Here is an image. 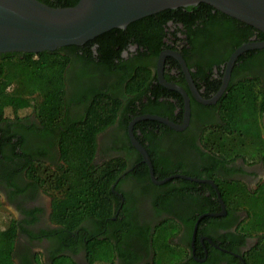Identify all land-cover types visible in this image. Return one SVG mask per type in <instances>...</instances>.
<instances>
[{
    "label": "flooded vegetation",
    "instance_id": "obj_1",
    "mask_svg": "<svg viewBox=\"0 0 264 264\" xmlns=\"http://www.w3.org/2000/svg\"><path fill=\"white\" fill-rule=\"evenodd\" d=\"M176 19L173 17L162 25L165 35L157 41L156 51L148 46L140 47L130 39L125 47L115 52L122 61L141 58L142 64L150 70L146 89L150 97L135 101L138 109L147 107L155 111L151 115H162L160 117L182 125L185 95L189 117L181 129L150 119L152 123L141 125L135 132L136 123L132 126L135 139L149 156L155 181L169 177L161 183L152 180L148 165L129 137L131 120L127 128L119 126L116 120L97 135L95 165L125 157L129 166L111 185L117 206L112 219H120L121 229L105 228L103 235L94 240L97 246L104 238L112 243V263L101 261L98 264H247L246 254L256 244L254 233L240 230L247 213L237 203L242 195L239 189L254 193L264 182V162L258 157L248 159L244 154L232 160L221 158L202 141L213 123L222 122L218 101L234 85L250 80L256 90L262 91H258V99L264 96V48L242 52L229 72L226 71L235 49L244 43L261 40V35L257 31L247 35L245 28L227 32L223 26L205 25L197 18L185 24L175 22ZM171 53L180 56L186 71ZM102 80L107 82V76ZM224 83L222 94L213 103H201L193 94L195 90L204 99L212 98ZM153 92L159 94L157 98L151 96ZM258 122L259 126H264V117ZM30 123L40 127L33 114L25 120L0 121V137L10 135L14 142L22 141L14 152L19 156L23 148H27L32 154L29 157L40 153L38 158L43 163L58 164L56 143L46 144L45 138H37L34 130H28ZM260 136L264 137L263 129H260ZM43 142L45 151L39 152ZM128 145L130 151L125 149ZM3 149L0 153L8 154ZM138 163L147 169L148 180L127 176ZM164 174L165 177L159 178ZM13 179L9 183L0 175L1 200L4 206L11 208L17 223L13 264H50L54 254L68 257L74 264H90L91 258L84 247L88 242L86 234L83 244L77 239L76 245L70 247L65 240L62 243L65 246H61L52 237V231L60 226L50 220L51 196L33 179L27 178L24 170ZM90 224V220L83 221L82 226L89 228Z\"/></svg>",
    "mask_w": 264,
    "mask_h": 264
},
{
    "label": "trees",
    "instance_id": "obj_2",
    "mask_svg": "<svg viewBox=\"0 0 264 264\" xmlns=\"http://www.w3.org/2000/svg\"><path fill=\"white\" fill-rule=\"evenodd\" d=\"M39 1L55 7L73 6L78 2ZM173 17L177 18L175 22L183 24L188 21L193 23L197 18L205 25L223 26L227 32L245 28L247 35L257 31L261 40L264 39V33L252 26L208 4L199 3L186 8L162 10L129 23L124 29L108 30L81 45H66L36 54L0 53V121L25 120L33 114L40 127L30 123L28 130H34L39 139L45 138L46 144L54 141L59 154V162L52 168L38 158L40 153L29 157L32 154L27 148H23L21 156L15 154L22 141L14 142L10 135L1 136L0 152L4 145L3 151L9 155L0 153V175L11 183L14 175L24 170L27 178L33 179L47 192L51 196L50 220L60 226L52 231V237L63 247L65 240L68 246L74 247L77 239L83 244V235L86 234L88 242L84 247L91 258L90 264L96 261L112 263V243L104 238L97 246L94 240L103 235L105 228L121 229L120 219H112L117 206L111 185L129 167L125 157L95 165L97 135L116 120H119V126L127 128L128 122L136 115L155 114L147 107L138 109L135 102L150 97L146 92L150 70L142 64L141 58L122 61L115 52L125 47L130 39L138 42L140 47L144 45L156 51L157 41L165 35L162 25ZM105 76L109 82L102 80ZM258 91L254 82L246 80L220 97L217 108L222 122L213 123L211 130L205 132L202 141L205 147L221 158L232 160L244 154L248 159L258 157L264 162V137L260 136V129L264 130V126H259L258 122L264 117V96L258 99ZM153 94L151 96L155 98L159 95ZM150 123L149 120L136 122L133 132ZM251 125L252 134L249 131ZM141 141L144 142V139ZM251 145L255 146L254 153L250 152ZM44 146L43 142L38 151H45ZM125 147L126 151L130 149L129 145ZM147 150L151 153L149 147ZM70 163L81 166L80 172L69 170L74 178H69L64 171ZM141 165L138 163L132 167L134 169L127 176L135 175L140 181L148 180L147 169ZM165 176L159 175V178ZM239 190L242 199L237 204L247 213V220L240 230L256 235V244L246 254L245 260L247 264H264V182L254 193ZM89 220V228L82 226L83 221ZM0 224V264H13L17 223L12 218ZM50 264L74 263L68 257L54 254Z\"/></svg>",
    "mask_w": 264,
    "mask_h": 264
},
{
    "label": "water",
    "instance_id": "obj_3",
    "mask_svg": "<svg viewBox=\"0 0 264 264\" xmlns=\"http://www.w3.org/2000/svg\"><path fill=\"white\" fill-rule=\"evenodd\" d=\"M199 3L210 5L215 10L252 26L264 33V0H78L73 6L55 7L39 0H0V53H39L54 51L66 45H81L113 28H125L129 23L165 9L195 6ZM264 48V39L240 45L231 55L226 71L229 72L234 60L249 49ZM176 57L186 71L180 56ZM165 53L161 54L159 65ZM161 68L158 70L160 71ZM161 79V77H160ZM225 83L209 99L202 98L195 90V98L204 104L215 102L222 94ZM183 124H175L166 118L143 114L129 123V137L148 165L153 181V169L146 150L132 133L134 123L142 120H158L174 129H181L188 120V99L184 95ZM186 179L198 180L182 176ZM169 177L157 183L165 182ZM216 215V214H211Z\"/></svg>",
    "mask_w": 264,
    "mask_h": 264
},
{
    "label": "rangeland",
    "instance_id": "obj_4",
    "mask_svg": "<svg viewBox=\"0 0 264 264\" xmlns=\"http://www.w3.org/2000/svg\"><path fill=\"white\" fill-rule=\"evenodd\" d=\"M28 114V113H27ZM249 131H250V134H252V131H253V125H251V128H249ZM250 138H252V136H250ZM254 145H251V151L250 152H252V153H254ZM52 168L54 167V165H51V164H49ZM72 169H74V170H76V171H74L75 173L77 172V171H79L80 172V170H81V166L80 165H78V164H74V163H70V165H69V168L68 167H65V169H64V171L66 170V172H67V175H69V178L71 177V178H74L75 176H72V175H70V172H69V170L71 171ZM72 173V172H71ZM239 195H241V192H239ZM241 199H242V197L240 196V198H239V200L241 201ZM10 207L9 206H4L3 205V202H2V200H1V196H0V223L1 222H3V221H7V220H10V219H12L13 218V215H12V213L10 212ZM14 219V218H13ZM1 225V224H0ZM250 230H252V228H250ZM101 254H102V251H100V257H102L101 256ZM99 262L98 261H96V262H93L92 264H98Z\"/></svg>",
    "mask_w": 264,
    "mask_h": 264
}]
</instances>
